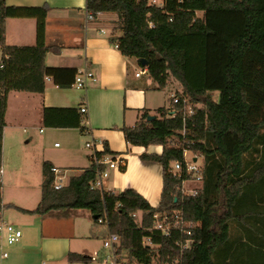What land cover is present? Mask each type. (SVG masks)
Masks as SVG:
<instances>
[{
	"label": "trees",
	"instance_id": "obj_1",
	"mask_svg": "<svg viewBox=\"0 0 264 264\" xmlns=\"http://www.w3.org/2000/svg\"><path fill=\"white\" fill-rule=\"evenodd\" d=\"M86 8L95 17L117 14L109 40L147 69L151 88L163 90L172 78L179 84L173 93L179 102L171 96L167 106L154 113L144 109L136 125L121 128L129 144L162 146L161 153L140 155L162 165L161 200L153 206L132 187L121 192L91 188L98 172L91 156L90 165L71 175L61 189L54 187L53 164L45 161L38 206L20 209L42 216L89 210L95 224L120 236L119 261L126 252L128 261L142 264L154 259L159 264H264V120L253 118L249 97L250 89L264 93V85L250 83L245 68L249 55H264V0H164L162 6L148 0H86ZM48 11V5L9 6L0 0V166L8 93H43L48 78L58 87H71L78 74L75 67L46 64ZM9 17L37 20L34 45L7 44ZM214 92H219L218 100ZM189 105L194 111L185 116L184 107ZM173 109L176 114L171 116ZM83 119L78 107L43 108L46 127L84 131ZM184 149L202 159L197 195L181 192L182 181L191 175L173 172ZM107 154L115 155L105 142L96 156ZM5 207L0 193V213ZM166 213L192 222V234L173 230L166 236L153 229L156 216ZM148 237L151 245L145 243ZM187 239L192 240L190 247L182 248L178 242ZM92 259L79 252L68 254L69 264H88Z\"/></svg>",
	"mask_w": 264,
	"mask_h": 264
},
{
	"label": "crops",
	"instance_id": "obj_2",
	"mask_svg": "<svg viewBox=\"0 0 264 264\" xmlns=\"http://www.w3.org/2000/svg\"><path fill=\"white\" fill-rule=\"evenodd\" d=\"M6 3L9 6L48 5L45 41L50 50L46 54V64L75 67L78 72L87 66L96 77L89 80L86 88L58 87L48 78L43 93H8L1 164L4 170L2 197L4 204L21 215L16 226L22 229L23 236L13 245L3 241L0 264H69L68 254L80 250L72 241L76 234L73 213L78 209L66 213L52 211L45 216L20 209L34 210L38 206L43 163L49 161L57 166L67 178V184L71 175L91 163L93 150L86 146L87 142L93 141L96 151H103L107 142L115 153L110 156L122 158L124 163L110 170L103 180V189L121 192L132 187L157 206L163 190L162 165L142 160L140 155L146 151L161 153L162 146L146 148L129 144L121 128L136 125L142 110L154 113L155 109L168 103L161 96L163 90L151 88L147 72L136 75L145 69L110 42V33L118 21L117 14L100 13L87 23L86 0H6ZM36 31L35 18L9 17L6 42L18 46L34 45ZM82 105L88 107V113H83L84 131L44 126V107L80 108ZM39 126L46 130L38 129ZM33 129H37L38 134L35 135ZM7 217H12L11 211L3 209L0 221H8ZM69 224L70 229H65ZM101 225L95 224L94 218L88 220V231L83 236L102 233Z\"/></svg>",
	"mask_w": 264,
	"mask_h": 264
},
{
	"label": "built area",
	"instance_id": "obj_3",
	"mask_svg": "<svg viewBox=\"0 0 264 264\" xmlns=\"http://www.w3.org/2000/svg\"><path fill=\"white\" fill-rule=\"evenodd\" d=\"M149 1V0H148ZM151 4L162 6L161 4H156V0H152ZM85 19L86 22L89 23L95 19V16L92 12H90L87 8L85 9ZM104 32V30H102ZM118 48V45L115 44ZM147 69L139 71L136 73L137 76H140L142 73L146 72ZM96 77L94 73L86 66L85 69L81 72H78L74 85L79 88H86L89 80H95ZM174 103L179 102V98L175 95ZM185 105L187 104L184 101ZM80 111L85 115L88 113L87 105H82L80 107ZM194 111L192 106H185L184 107V115L192 114ZM176 114V110L173 109L171 112V116ZM58 145V144H57ZM86 146L93 150L92 156L96 160V164L98 165V172H97V179L92 183L91 188L93 189H103V180L109 176V172L112 168L119 167L120 164L124 163L122 158L110 156L111 154H107L102 158H97L96 150H94L95 143L93 141L87 142ZM191 153L187 149L183 151V159L180 161H175L173 163V172L177 176H184V175H191V178L185 179L182 181V185L184 186L186 181H197L200 182L199 185L195 186L194 188L190 189L189 192L184 191V188L181 189L183 195H197L200 188L202 187V175L200 173V165L197 164L198 157L192 155L189 159L188 154ZM192 154V153H191ZM196 158V160H194ZM52 171L55 174L54 180V187L55 189H61L65 184V176L61 173V170L57 166L52 167ZM3 174L4 170L3 167L0 166V193H2V182H3ZM181 185V186H182ZM99 223H104L103 218L99 219ZM194 226L192 222H187L181 215L170 216L169 214L159 215L156 216V221L154 223L153 229L160 231L163 235H170L173 230H178L182 234L191 235L192 229L191 227ZM23 236V231L20 227L9 223L8 221L1 220L0 221V245H2L3 241H6L7 244L13 245L20 241ZM191 239H187L185 242H178L182 248H188L191 245ZM120 243V236L116 233H112L109 231L108 236L104 239V247L111 250L114 261L112 264H118L119 260L116 255L117 247ZM145 243L151 245L152 240L150 237L145 239ZM7 256V253H4Z\"/></svg>",
	"mask_w": 264,
	"mask_h": 264
},
{
	"label": "rangeland",
	"instance_id": "obj_4",
	"mask_svg": "<svg viewBox=\"0 0 264 264\" xmlns=\"http://www.w3.org/2000/svg\"><path fill=\"white\" fill-rule=\"evenodd\" d=\"M164 0H156V4L163 3ZM152 2V0H149ZM199 15L202 13L199 12ZM246 68V77L250 83H254L257 85H264V55L263 54H254L249 55L245 61ZM179 84L175 79H171V84L168 85L163 92L161 93L163 96V101H166V104L169 102V98L171 95L178 90ZM249 97L252 101L253 109L252 116L254 119H263L264 120V93L258 89H250ZM213 98L215 100L219 99V92L213 93ZM165 104V103H163ZM42 128L46 130V127L39 126L38 129ZM32 132L36 135L38 134L37 129H33ZM83 146V145H82ZM151 148H156L157 145H150ZM194 155L193 153L188 154V158L190 159ZM202 163V159L199 158L197 160V164L200 165ZM67 181V178H65ZM200 182L197 181H186L184 186H181V189L184 188V191L189 192L190 189L199 185ZM34 189V188H33ZM37 205V204H36ZM10 206L6 205L5 210H10L12 217L8 218V221L14 225L17 224V219L19 213L16 209H10ZM35 207V206H34ZM73 213V217H75V226H76V234L72 237L73 244L78 248V252L87 254L91 256L93 259L88 264H112L114 261L113 254L110 249L104 247V239L108 236L109 231L106 225H101L102 233H97V235L92 236H83L85 235L86 230L88 229L87 222L88 220H93L92 213L87 209H78ZM89 216V219L88 217ZM138 220H140V213H138ZM70 224L65 226V229H70ZM91 227V226H90ZM87 228V229H86ZM88 231V230H87ZM76 249V248H73ZM123 258L118 262V264H142L136 261L130 262L125 257L126 252L123 254ZM119 259V257L117 256ZM48 264H57L56 262H48ZM78 264V263H75ZM80 264V263H79ZM152 264H159L158 260L154 259Z\"/></svg>",
	"mask_w": 264,
	"mask_h": 264
},
{
	"label": "water",
	"instance_id": "obj_5",
	"mask_svg": "<svg viewBox=\"0 0 264 264\" xmlns=\"http://www.w3.org/2000/svg\"><path fill=\"white\" fill-rule=\"evenodd\" d=\"M140 62L143 64V66H147V62L145 60L140 59ZM152 118H154L153 115L152 116H149V119H152ZM194 160H196V158ZM94 217L97 218V216H94Z\"/></svg>",
	"mask_w": 264,
	"mask_h": 264
}]
</instances>
